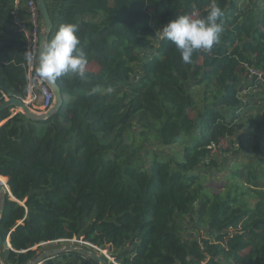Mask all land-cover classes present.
<instances>
[{"label":"trees","instance_id":"trees-1","mask_svg":"<svg viewBox=\"0 0 264 264\" xmlns=\"http://www.w3.org/2000/svg\"><path fill=\"white\" fill-rule=\"evenodd\" d=\"M46 1L54 35L79 24L87 79L56 81L64 103L46 121L0 113V180L16 200L7 194L2 214L3 262L78 239L119 264H264V81L251 74L264 76V0H216L221 42L191 63L156 33L213 0ZM15 4L0 0V103L28 96ZM192 87L212 97L198 106ZM251 136L254 158L237 149ZM193 216L198 238L182 234ZM44 264L96 263L65 253Z\"/></svg>","mask_w":264,"mask_h":264},{"label":"clouds","instance_id":"clouds-1","mask_svg":"<svg viewBox=\"0 0 264 264\" xmlns=\"http://www.w3.org/2000/svg\"><path fill=\"white\" fill-rule=\"evenodd\" d=\"M224 10L213 0L207 14L197 11L177 14L156 35L172 42L181 54L184 63H191L198 51H211L219 45L224 32ZM29 63L35 62L36 75L45 81L55 82L73 74L87 79V54L81 44L79 24L64 23L50 40H45L38 54L30 50L24 54ZM64 242V241H61Z\"/></svg>","mask_w":264,"mask_h":264},{"label":"water","instance_id":"water-1","mask_svg":"<svg viewBox=\"0 0 264 264\" xmlns=\"http://www.w3.org/2000/svg\"><path fill=\"white\" fill-rule=\"evenodd\" d=\"M37 4L44 23V29L40 34V49H41L44 41L50 40L54 36L55 24L53 20L54 17L53 10L56 7L55 5L47 3L46 0H37ZM46 83L55 95V103L52 106V108L49 109L47 112L45 113L36 112L32 110L29 107V104H27L26 102L17 98H12V99H7L4 102L0 103V113L6 110L7 108H13L15 111L23 113L27 119L33 121L48 120L56 112H58V110L62 107L64 100L61 90L56 81L55 82L46 81ZM7 194L12 197L11 190L8 184L6 186L0 182V225H1V219H2V214H3ZM8 245L11 246L10 241H8ZM2 246H3V237L0 230V252L2 250ZM8 249H10V247ZM65 253H73L85 258H89L93 260L96 264H111L104 256L96 252H93L85 247H81L75 244H68L62 248L46 249L36 259L30 261L27 264H44L48 260L58 258L59 256ZM0 264H5L1 259V256H0Z\"/></svg>","mask_w":264,"mask_h":264},{"label":"built area","instance_id":"built-area-1","mask_svg":"<svg viewBox=\"0 0 264 264\" xmlns=\"http://www.w3.org/2000/svg\"><path fill=\"white\" fill-rule=\"evenodd\" d=\"M20 3L21 6L23 5L26 10L25 19L21 18V16L18 15L19 8L21 7ZM195 11H197L199 14L201 13L196 9ZM191 12L192 11H190L189 13ZM14 17L17 27L26 36L27 52L33 50L38 54L40 50V34L44 29V23L41 13L38 9L37 0H16ZM36 67L37 65L35 62H27L25 65L28 80V96L24 102L29 105L38 104L39 107L37 108H40L45 113L54 105L55 95L47 85L46 81L40 79L36 75ZM251 74L253 75V77H256L259 82L264 81V76L261 72L254 69L251 70ZM78 241H81L84 246L90 247L98 254L104 256L111 264H119L108 250L101 249L98 246H95L84 240L74 239L64 242L78 243Z\"/></svg>","mask_w":264,"mask_h":264},{"label":"rangeland","instance_id":"rangeland-1","mask_svg":"<svg viewBox=\"0 0 264 264\" xmlns=\"http://www.w3.org/2000/svg\"><path fill=\"white\" fill-rule=\"evenodd\" d=\"M190 91L192 92V94H194L196 103L198 104V106H202L205 101L209 100L212 97V94L209 90L205 89L204 87H192L190 89ZM251 96H254L255 93L249 91V93ZM243 94L242 97H244ZM37 107H39V105H36ZM39 110H35L36 112L39 113H43V111L40 108H37ZM262 141H261V145L264 146V132L261 136ZM153 139V138H152ZM154 141V139H153ZM257 141L258 139L256 137H250L248 139L246 138H242V143L240 145H237V149L241 148V146H244L245 148H247V150H245L246 156H250V157H257ZM140 142V140L137 141V144ZM222 147L224 148V151L226 152L228 147L227 142H224L222 144ZM168 152V151H166ZM232 153H227L226 155H231ZM230 158L232 159V157L230 156ZM219 184L218 182L215 180H210L209 181V186H208V190L210 192L215 191L216 188H218ZM192 223H194L193 225H191ZM183 228V232L182 234L186 237H191V238H198V236L202 235L204 233V226L200 223V220H197L194 216L191 218H188L187 221H185V223L182 225ZM201 233V234H200ZM68 244H75V245H79L81 247H85L93 252H95L92 248L90 247H86L84 246L81 241H78V243H73V242H55V243H51L50 245H44L43 251L46 249H54V248H62L65 245ZM97 253V252H96ZM2 259V258H1Z\"/></svg>","mask_w":264,"mask_h":264},{"label":"crops","instance_id":"crops-1","mask_svg":"<svg viewBox=\"0 0 264 264\" xmlns=\"http://www.w3.org/2000/svg\"><path fill=\"white\" fill-rule=\"evenodd\" d=\"M26 10H25V8L23 7V6H21L20 8H19V12H18V15L19 16H21V18H23V19H25V16H26V12H25ZM54 11V20H55V17H56V14H57V11L54 9L53 10ZM35 108H37L36 106H35ZM1 177V176H0ZM4 178V177H3Z\"/></svg>","mask_w":264,"mask_h":264},{"label":"bare ground","instance_id":"bare-ground-1","mask_svg":"<svg viewBox=\"0 0 264 264\" xmlns=\"http://www.w3.org/2000/svg\"><path fill=\"white\" fill-rule=\"evenodd\" d=\"M0 182L2 183V184H4V182L2 181V180H0ZM5 185V184H4Z\"/></svg>","mask_w":264,"mask_h":264}]
</instances>
